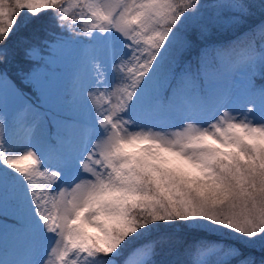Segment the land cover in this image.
<instances>
[{"label": "snow or ice", "instance_id": "1", "mask_svg": "<svg viewBox=\"0 0 264 264\" xmlns=\"http://www.w3.org/2000/svg\"><path fill=\"white\" fill-rule=\"evenodd\" d=\"M46 12L43 38L8 46ZM257 13L264 0H0V64L22 51L36 97L0 72V264H186L161 225L199 237L187 264H264V20L203 44ZM21 241L28 257L4 259Z\"/></svg>", "mask_w": 264, "mask_h": 264}, {"label": "trees", "instance_id": "2", "mask_svg": "<svg viewBox=\"0 0 264 264\" xmlns=\"http://www.w3.org/2000/svg\"><path fill=\"white\" fill-rule=\"evenodd\" d=\"M51 13L46 12L43 13L38 19H30L29 22L24 25L18 32H14L13 35L9 38L8 46L14 47L15 44L23 37V38H29L31 39L34 36H39L40 38H43L45 35L44 29L45 28H51L50 23ZM261 20H264V16L257 13L256 15L248 18V20L241 25L234 26L232 28H229L224 31L219 30H213L212 34L206 38V40L203 42V44L206 45H229L232 41L236 40V38L240 35H242L243 32H245L248 28L259 24ZM203 46V45H202ZM240 47H243V41L240 42ZM192 55H196V52H193ZM213 58L215 56L214 52H210L209 56ZM11 63V67L13 65L20 71L27 72L32 65L31 61L25 60L23 58L22 51L18 52V55L15 57V59H11L9 61ZM29 64V67H28ZM27 67V68H25ZM24 68V69H22ZM12 79H16L15 81L20 85L21 88H24V93L26 94V97H30L32 102L36 101V98L32 97V93L30 92V88L28 89L27 82L23 79L18 80L13 75ZM26 83V84H25ZM25 84V85H24ZM29 84V83H28ZM161 235H167L173 237V241L176 240L181 241L182 243L177 245L179 248V251L181 253L180 258L185 260L186 264L187 261L190 259L187 256L182 255L184 247L189 246L192 244L196 239L199 237H196L192 234H190L189 231L184 229H177L173 226H159V231L154 232L153 236H161ZM137 243H140L138 241ZM251 254L256 256L257 259L260 258V256L264 253L261 252V250L257 247L256 249L250 250ZM160 257H157V260H159Z\"/></svg>", "mask_w": 264, "mask_h": 264}, {"label": "rangeland", "instance_id": "3", "mask_svg": "<svg viewBox=\"0 0 264 264\" xmlns=\"http://www.w3.org/2000/svg\"><path fill=\"white\" fill-rule=\"evenodd\" d=\"M69 15L71 16V9H70ZM190 55L194 56L192 54H190ZM212 57H213V55H212ZM235 59H236L235 56L228 57L227 62L231 63ZM11 65L12 64L9 62L7 64H0V72L6 71L8 73V80L11 82V84L14 85L15 88L18 89L21 93L26 95L23 91L25 89L20 87V85L15 81L16 79L15 80L12 79V77L14 75L15 78H17L18 80H20V79L23 80L24 78L21 75V72H23V71H21V70L19 71L14 65H13V67H11ZM28 67H29V64H28ZM31 67H32V65H31ZM25 68H27V67H25ZM22 69H24V68H22ZM60 72H61L62 80L64 82V86L70 91L73 88V84H74V73H73L72 68L71 67H65V68L61 69ZM257 83L259 84V83H261V81L257 80ZM27 85H28L27 88L28 89L30 88V92L32 93V97L36 98L35 93L32 90V86L28 83H27ZM238 107L242 110L243 104L239 105ZM13 110H14V105H9L8 113H9L10 118H11V114H12ZM61 118L70 119V117H66L63 114H61ZM161 127L167 128L169 131V134L171 135V133L173 131H175L179 128V124L178 123H171V124L163 125ZM8 222L13 223V221H8ZM90 231H94V229H92ZM27 257H28V252H27V249L23 246L22 241L20 243L19 250H16L14 248H10L8 250V252L4 253V255H3V258L6 260L7 259H26Z\"/></svg>", "mask_w": 264, "mask_h": 264}]
</instances>
